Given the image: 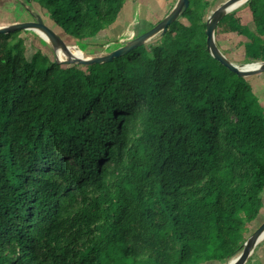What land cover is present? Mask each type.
Segmentation results:
<instances>
[{"label":"trees","instance_id":"trees-1","mask_svg":"<svg viewBox=\"0 0 264 264\" xmlns=\"http://www.w3.org/2000/svg\"><path fill=\"white\" fill-rule=\"evenodd\" d=\"M23 1L92 55L132 0ZM215 1L190 0L157 43L103 64L29 59L22 30L0 34V264H227L241 252L264 208V73L241 77L210 54ZM218 32L245 38V64L264 61V0Z\"/></svg>","mask_w":264,"mask_h":264},{"label":"rangeland","instance_id":"rangeland-1","mask_svg":"<svg viewBox=\"0 0 264 264\" xmlns=\"http://www.w3.org/2000/svg\"><path fill=\"white\" fill-rule=\"evenodd\" d=\"M21 1L23 0H0V26H5V25L7 26L19 22L34 20L33 15L40 14L47 25L52 27L55 31L59 32L63 36L62 29L58 28V26L51 20L46 9L44 8L42 9V7L37 2H33V4L23 5ZM144 1H145L144 4L146 3V5H148L150 4L151 0H144ZM224 1L225 0H216L213 6L208 10L209 12L207 18ZM138 2H140V0H135V1L132 0L130 4L126 6L125 10L121 14V19L117 21V23L121 21L124 24L126 23L127 25L130 26L129 28L124 26H118L115 29H111V31L107 32V34L106 32H103L98 37H94L90 39L89 43L91 44L90 45L91 47L97 45L103 46L102 48H100V50L97 51L98 53L92 55L86 54L84 51H81V49H79V47L74 42L69 44L80 50V56L78 57H85L86 55L88 56L103 55L109 53L113 49H116L121 46V40L130 39L136 35L142 34V32L144 33L145 31L151 29L159 22L158 20H160L164 16V11H167L169 9V5L165 6L161 2H158V0H152V3L148 7L149 10L147 9V7H145L143 13H138L139 11L137 8ZM159 5L160 8L163 9L164 11L159 9L158 7ZM29 9L31 10V13L29 12ZM242 23L246 24L245 19H243ZM227 28L228 25L221 24L219 27V31L224 32L226 31L225 29ZM22 31L23 32L21 35L26 39L27 56L29 59L38 49L43 51L44 54L49 55L51 59H55V52L53 47L50 44L48 45L42 42L41 39L43 38L39 34H37L32 30H22ZM222 32H218L216 34L217 44L220 46L221 50L225 52V54L228 56V58L231 61L235 62L238 65H244L245 64L243 62L244 48L241 46L240 43L245 38L235 34L225 35ZM159 39H160V35L151 39L149 43L155 44L159 41ZM108 47L110 48V50H107ZM86 51L91 52L92 49L86 47ZM61 58H65L63 54L61 55ZM263 221H264V208L259 218L254 223L249 224L248 227L251 231H255ZM256 248L257 249H255L253 255L251 256L252 259L247 264H264V239L259 243V245ZM202 264H209V263H202ZM211 264H220V263L215 262Z\"/></svg>","mask_w":264,"mask_h":264},{"label":"water","instance_id":"water-1","mask_svg":"<svg viewBox=\"0 0 264 264\" xmlns=\"http://www.w3.org/2000/svg\"><path fill=\"white\" fill-rule=\"evenodd\" d=\"M248 0H225L220 6H218L212 14L207 18V48L210 54L217 59L223 66L228 68L233 73L241 77H251L264 73V61L248 63L244 65H238L231 61L224 52L220 49L216 42V30L221 20L243 5ZM23 5H26L24 1H21ZM190 0H177L171 11L155 26L146 32L134 36L130 39L121 40V46L103 55H93L89 57H76L63 36L55 31L52 27L47 25L40 14L33 15L34 20H28L11 25L0 26V34H7L18 30H32L39 34L48 44H50L55 52V61L57 63L65 64H79V65H93L112 62L115 58L126 55L127 53L135 50L138 47L148 43L151 39L158 35H164L169 26L178 20L182 13L189 7ZM31 13V10L29 9ZM38 30L43 32L46 36L41 35ZM64 50L67 54L66 59H60L57 54L58 49ZM253 68H246L247 65H255ZM264 239V221L259 227L248 237L247 241L242 246L241 252L231 260L229 264H247L251 256L253 255L256 247Z\"/></svg>","mask_w":264,"mask_h":264},{"label":"crops","instance_id":"crops-1","mask_svg":"<svg viewBox=\"0 0 264 264\" xmlns=\"http://www.w3.org/2000/svg\"><path fill=\"white\" fill-rule=\"evenodd\" d=\"M133 1H135V0H133ZM144 2H145L144 0H140V2H138L139 4L137 3V8H138V10H139L138 13H143V10H144L145 7H147V9L149 10L148 7H149L150 4L152 3V0L150 1V4H148V5H146V3L144 4ZM158 2H161V3L164 4L165 6H168V5H169V9H170V7H171L172 4H174V5L176 4L177 0H158ZM158 2H157V4H158ZM154 3H155V2H154ZM161 3H160V4H161ZM129 4H130V3H129ZM140 6H141V7H140ZM158 7H159V9H161V8H160V5H159ZM169 9H168V10H169ZM148 10H147V11H148ZM161 10H163V9H161ZM168 10H167V11H164V10H163V11H164V17L167 15L166 13L168 12ZM164 17H162V18H164ZM120 19H121V16H120L119 20H120ZM141 20H142V19H141ZM158 21H159V20H158ZM125 24H126V23H125ZM125 24L121 21V22L117 23L116 25H114L111 29H115V28H117L118 26H124V27H128V28L130 27L129 25H127V24L125 25ZM111 29H110L109 31H111ZM109 31H107V32H109ZM107 32H106V34H107ZM102 36H104V35H102ZM121 39H123V38H121ZM121 39H120V40H121Z\"/></svg>","mask_w":264,"mask_h":264},{"label":"bare ground","instance_id":"bare-ground-1","mask_svg":"<svg viewBox=\"0 0 264 264\" xmlns=\"http://www.w3.org/2000/svg\"><path fill=\"white\" fill-rule=\"evenodd\" d=\"M38 32L41 34V35H43V36H46L43 32H41L40 30H38ZM146 32V31H145ZM69 46H71V45H69ZM70 49H71V51H72V53L76 56V57H78V56H80V50L78 49V48H75V47H73V46H71L70 47ZM82 51V50H81ZM57 54H58V56L60 57V59H66L67 58V54H66V52H64V50H62L61 48L60 49H58V51H57ZM63 54V56L65 57V58H61V55ZM86 55V54H85ZM85 57H89L88 55H86ZM85 57H82V58H85ZM255 66H257V64H255V65H247V67L246 68H253V67H255ZM233 260V259H232ZM231 262V260L227 263V264H229Z\"/></svg>","mask_w":264,"mask_h":264}]
</instances>
